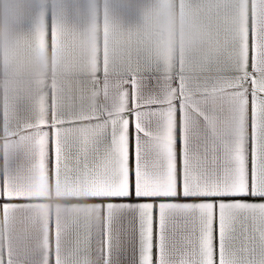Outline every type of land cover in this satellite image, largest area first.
Here are the masks:
<instances>
[{
	"label": "crops",
	"instance_id": "0c3cea01",
	"mask_svg": "<svg viewBox=\"0 0 264 264\" xmlns=\"http://www.w3.org/2000/svg\"><path fill=\"white\" fill-rule=\"evenodd\" d=\"M0 264H264V0H0Z\"/></svg>",
	"mask_w": 264,
	"mask_h": 264
},
{
	"label": "snow or ice",
	"instance_id": "6c2138e0",
	"mask_svg": "<svg viewBox=\"0 0 264 264\" xmlns=\"http://www.w3.org/2000/svg\"><path fill=\"white\" fill-rule=\"evenodd\" d=\"M155 117V113L152 112H145L142 116V119L148 123L151 124ZM249 149H251V144H249ZM141 161L143 162V170H144V176L146 180H151L152 177V170L157 168L160 165L161 159H160V153L157 148V146L152 142L146 140L143 146L139 145V143L136 144L135 148V165H136V174L137 178L140 175V165ZM199 164V162H197ZM174 164H175V174L177 177V180H181L182 178H186L184 169H185V161L182 158V141L180 136V129L179 126L176 128V134H175V141H174ZM232 161L228 158L227 154L223 158V160H218V179L227 180L229 178L230 169H231ZM120 174L119 171L116 170L114 179H119ZM235 196L232 195H213L211 197L208 196H196L194 199L197 200H208L211 199L213 201H229L233 199ZM176 199H186L184 194L182 192H178ZM128 201L129 203H135L142 199H150L154 201H160L163 199V197H141L136 194L135 186H133L132 191L129 193L127 197L118 198ZM162 222V221H161ZM135 221H129L128 225H122L124 232H129L131 225H133ZM176 228L177 232L183 231L184 233H188L190 231L187 223H185L183 226L180 225L179 222L174 226ZM123 255V252L121 253Z\"/></svg>",
	"mask_w": 264,
	"mask_h": 264
},
{
	"label": "clouds",
	"instance_id": "9594fccd",
	"mask_svg": "<svg viewBox=\"0 0 264 264\" xmlns=\"http://www.w3.org/2000/svg\"><path fill=\"white\" fill-rule=\"evenodd\" d=\"M159 15H160V24H161V26L163 27V26H164V17H165V15H166V13L163 11V9H161V10L159 11Z\"/></svg>",
	"mask_w": 264,
	"mask_h": 264
}]
</instances>
